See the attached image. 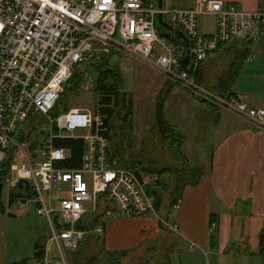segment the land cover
I'll return each instance as SVG.
<instances>
[{
    "label": "built area",
    "instance_id": "1",
    "mask_svg": "<svg viewBox=\"0 0 264 264\" xmlns=\"http://www.w3.org/2000/svg\"><path fill=\"white\" fill-rule=\"evenodd\" d=\"M158 14L183 36L160 24ZM205 16L214 19V29L207 33L201 30ZM263 24L264 8L245 11L222 0H194L189 7L168 0L160 6L157 0H0L1 191L6 184L29 194L17 197L19 202L34 201L36 213L47 220V243L57 248L53 264H67L64 253L77 250L86 234L104 232L102 225L77 226L96 209L100 196L121 215L154 208L147 189L155 176L109 158L103 115L66 109L60 101L72 74L108 57L132 58L201 101L264 130V108L234 92L211 91L197 80L210 53L232 39L254 41ZM59 138L82 141L79 167L62 165L70 155L54 144ZM60 187L63 191L55 196L52 190ZM44 254L39 264L47 263L46 249Z\"/></svg>",
    "mask_w": 264,
    "mask_h": 264
},
{
    "label": "crops",
    "instance_id": "2",
    "mask_svg": "<svg viewBox=\"0 0 264 264\" xmlns=\"http://www.w3.org/2000/svg\"><path fill=\"white\" fill-rule=\"evenodd\" d=\"M222 1L234 3L245 11L264 8V0ZM184 2L179 6L194 4V0ZM201 30L205 33L212 31L204 30L203 19ZM233 62L239 64V70L228 88L249 105L264 108V24L259 26L254 41L232 39L210 53L201 64L200 83L211 91L220 92L217 78ZM156 73L158 78L153 82L155 86H152L149 95L153 102L167 81L157 70ZM122 91L131 98L123 85ZM194 97L173 84L163 103L168 110L167 118L163 111L162 116L181 133L180 151L190 169L198 167L191 164L192 157L184 152V144L186 136L193 134L198 127L192 119L197 117L195 108L200 116L212 121L216 141L208 160H205L206 167H201L196 183L189 181L183 186L176 204L164 208V211L159 210L161 216H127L114 211L105 214L102 248L110 255L123 252L126 258L139 254L147 245L160 247L166 252L157 264H264V255L258 252L259 236L264 231V130L231 111L212 106L197 97L202 107H194ZM131 102L133 134L136 136V147H139L142 142L138 141L149 137L155 124L156 109L154 122L149 123L147 116L136 124L132 98ZM90 111L97 110L93 108ZM188 152L194 153L191 150ZM110 214H116V219L109 220L107 224L106 217ZM211 232L215 234L213 244L210 241ZM48 245L46 242L43 246L46 253ZM67 256L70 255L64 253L68 264Z\"/></svg>",
    "mask_w": 264,
    "mask_h": 264
},
{
    "label": "rangeland",
    "instance_id": "3",
    "mask_svg": "<svg viewBox=\"0 0 264 264\" xmlns=\"http://www.w3.org/2000/svg\"><path fill=\"white\" fill-rule=\"evenodd\" d=\"M168 2L175 7L184 5L185 3L184 0H168ZM165 19L168 21L167 17H165ZM213 23L214 19L212 16H205L203 18L204 30H212ZM174 28L179 30L177 27ZM163 32L167 35H172L174 33L169 30H163ZM120 57L121 56H115L110 58V60L101 67L102 71L111 69L113 68L112 66H118L122 78L123 89L131 94V98L133 99L136 124L139 121L142 122L145 120L147 116L149 123L154 122L157 96L159 93L156 97H154V102L150 99L149 95H151L152 86L154 85L153 82H155L158 78L156 70L139 62L138 60ZM85 66L86 65H84V67ZM98 77L99 73L97 70H91V72L86 71L85 77L81 83L83 86L68 92L64 98L63 103L66 106V109L72 107H86L90 110L93 108L97 110L99 105L98 99L100 97L95 93L94 86L96 85ZM108 79L111 78L109 77ZM192 102L194 107H202L201 102L195 97L192 99ZM162 106L163 105H159L158 109L161 108V110H157V113L162 115L163 111L165 117L167 118L168 110L164 106V109H162ZM195 111V113H197V117L195 118V116H193L192 119L197 122L196 124L198 127L196 126L193 134L186 136L184 152L187 153L186 155L192 157V160L190 159L191 164H196L198 167L197 169L200 171L202 170L201 167H206L205 160H208L210 151L215 145L216 140L213 135L212 121L208 117L200 116L197 108H195ZM119 130L120 123L114 121L113 132L120 134ZM147 137H143L142 139L144 140ZM164 138L167 137L165 136ZM160 139L161 138H158L156 141L146 143L145 147L147 155L151 162L148 165H145V168L148 171H143L152 173L156 178L155 181L149 185L150 188L157 180L156 170H160L165 166L170 167L171 171L168 186H156L154 188L155 196L157 197L160 205L158 210L154 207V196L148 192V196H150L153 202V211L145 214L130 216H145L146 214H152L153 216L157 214L161 216V211H164V208L167 209L168 206L171 205L173 198L179 193L178 190L182 184L196 179L199 175V171H196L193 175H191L188 163L186 164L179 157H176L169 147L160 143ZM142 141L140 139L138 142ZM189 150H191V152L194 151V153H189ZM63 189L64 188L61 187L54 188L52 193L54 195L61 193ZM13 191L14 190H10L9 186L6 184L3 185L1 191L0 264H13L21 259H25L27 264H39V261H37L34 257V245L35 243H38L43 247L44 244H46L48 237L47 220L45 217L36 213L35 204L32 199H28L22 203L16 199L12 204H9L10 193ZM16 193H18V191H16ZM99 204L100 206H97L93 212H89L90 214L87 215L86 219H89L94 214H97V212L104 210L106 205L109 206V203L107 204L103 199L99 200ZM88 207L90 209L93 208L92 203H89ZM160 209L161 211H159ZM112 214L106 217L107 224L109 220L116 219V216H114L116 214ZM103 235L104 233L95 234L93 237L92 233L86 234L76 251L69 252V254L65 252L66 255H70L67 256L68 264H74L73 261L78 264H115V261H117L116 264H157L160 258L164 257L166 252L163 248H154L147 245L144 249L139 251V254L136 253L129 255L126 258H124L126 255L125 253L123 255H110L102 248ZM56 253L57 251L55 245L53 243H49L47 246V264H53Z\"/></svg>",
    "mask_w": 264,
    "mask_h": 264
},
{
    "label": "trees",
    "instance_id": "4",
    "mask_svg": "<svg viewBox=\"0 0 264 264\" xmlns=\"http://www.w3.org/2000/svg\"><path fill=\"white\" fill-rule=\"evenodd\" d=\"M112 58V57H110ZM110 58H106L100 62L92 63L85 66L83 71H77L72 74L70 79L66 84L65 90L62 92L60 101L64 102V98L67 93L77 89L82 86V80L85 77V72L91 70H97L99 73V77L96 80V85L94 86L95 93L99 95L98 99V109L97 111L103 115V124L106 127L105 136L107 137V151L110 159H117L118 166H129L136 172H140L143 170H147L145 165H148L151 161L148 158L146 143L151 141H156L158 138L160 139V143L162 145H166L173 152L176 157H179L184 163L187 164L186 158L180 151L182 135L181 133L172 125L168 124L162 115L157 113L159 105H163L164 101L168 97L171 92L173 83L167 80L162 89L159 91L157 96V104H156V121L155 124L150 129V136L144 139L139 147L135 146V136L133 134L132 122H133V113H132V102L130 96H128L125 92L122 91V78L119 72L118 66H112L113 68L102 71V66L106 64ZM239 64L237 62L231 63L228 68L218 76L217 83L220 85V92H216L219 94H230L233 93L228 87L230 82L233 81L235 75L238 73ZM111 79H108V78ZM198 82H201L200 74L197 76ZM117 121L120 123V134H116L113 132V122ZM35 130V129H34ZM32 131V130H30ZM40 134L37 130V135ZM167 138H164V137ZM163 137V138H162ZM54 144L56 146L65 147L69 150L70 157L69 159L62 162V165L66 168H75L80 165V157L82 152V141L74 138H59L54 140ZM191 175H193L196 171H199L197 168H191ZM148 171V170H147ZM171 168L168 166L163 167L160 170H156L157 180L156 182L148 189V192L154 196V207L156 210L159 209V202L157 197L155 196L154 188L156 186H168V181L170 178ZM199 178V175L196 179ZM196 179L190 180L191 183H196ZM184 182L180 189L178 190V194L173 198L171 205L173 206L178 201L183 186L188 183ZM29 194H22L11 192L9 198V204H12L13 201L19 196H28ZM105 200L106 203H109L105 206L104 210L97 212L91 218L86 219L87 215L77 223L78 227H87L88 229H94L95 227L102 225L104 226V216L106 211H112L114 209L113 204L105 199V197L100 196L99 200ZM100 206V204H98ZM110 208V209H108ZM108 209V210H107ZM215 234L214 232L210 233V241L214 242ZM76 251V250H75ZM259 254L264 255V231L261 232L259 236ZM123 255L124 253H119ZM44 256V248L35 243L34 245V257L37 261L43 259ZM117 261H115L116 264ZM13 264H27L25 259H21L18 262H14Z\"/></svg>",
    "mask_w": 264,
    "mask_h": 264
},
{
    "label": "water",
    "instance_id": "5",
    "mask_svg": "<svg viewBox=\"0 0 264 264\" xmlns=\"http://www.w3.org/2000/svg\"><path fill=\"white\" fill-rule=\"evenodd\" d=\"M157 1H158V5L160 6L161 5V0H157ZM157 18H158V22L160 24H162L163 26H165L166 28H168L170 30H173V31L177 32L180 36H183L178 30L174 29L172 26H170V25L166 24L165 22H163L162 19H161V15L160 14H158ZM186 61H187V58H184L182 60L181 66H185L186 65ZM1 187H2V184L0 183V193H1Z\"/></svg>",
    "mask_w": 264,
    "mask_h": 264
}]
</instances>
